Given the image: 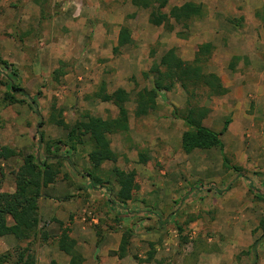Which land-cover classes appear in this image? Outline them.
<instances>
[{"label": "rangeland", "instance_id": "rangeland-1", "mask_svg": "<svg viewBox=\"0 0 264 264\" xmlns=\"http://www.w3.org/2000/svg\"><path fill=\"white\" fill-rule=\"evenodd\" d=\"M185 1L202 4L203 17L187 28L176 25L168 31L149 24L148 12L136 9L130 0H0V58L16 69V83L36 98L40 114L27 104L7 103L2 85L7 76L0 69V147L10 146L22 157L31 154L42 159L46 144L66 139L65 130L47 122L51 103L63 108L64 118L71 125L84 112L104 118L116 115L111 103L87 97L102 80L108 92L122 87L130 93L126 106L131 129L126 139L133 148L129 147L128 154L118 158L124 150L119 137H110L129 129L108 136L116 155L114 162H98L90 156L89 145H79L75 151L63 146L59 152L66 159L57 178L64 180L66 190L58 199H72L77 194L86 199L87 193H75L74 185H82L90 173L93 177L88 178L89 186L92 182L100 185L93 188L91 199L120 205L113 199L118 189L113 171H134L136 188L121 210L115 205L104 210L97 203L94 208L85 205L80 212L96 235V246L105 232L119 233L121 238L123 230H131L127 255L119 259L113 254L115 250H109L98 264H264V98L256 100L245 94L247 115L253 118V125L225 133L222 152L210 148L185 153L171 135L186 129L182 120L172 117V109L189 104L211 106L206 126L220 129L229 115L217 97L206 99L202 91L188 93L176 82L170 91H160L154 111L143 117L133 114L135 93L152 86V76L145 78L142 73L169 48H174L181 59L191 61L199 46L212 44L205 69L229 80L234 70L228 64L237 47L248 44L243 50L249 52V46H257L253 42L264 40V0H168V6ZM123 24L130 28L133 42L115 53ZM228 47V51H222ZM249 54L264 59L262 48ZM60 61L66 74L55 82L52 72ZM174 120L181 121L182 127L170 123ZM39 121L43 122L40 128ZM165 129L170 130L169 135L162 133ZM39 130L42 140H38ZM129 136L137 143L131 144ZM222 153L239 168L238 172ZM141 156L144 163L139 162ZM22 157L0 161V191L13 186L12 173ZM81 160L88 167L79 165ZM247 180L259 196L249 190ZM46 225L40 220L30 245L35 264L52 260L43 258L37 250L38 242L49 241L43 229ZM2 238L0 254L11 253L10 260L2 264H15L19 248L27 241L15 239V246L4 250ZM257 239L254 252L252 244ZM50 245L58 250L56 240ZM111 257L117 258L116 263Z\"/></svg>", "mask_w": 264, "mask_h": 264}, {"label": "trees", "instance_id": "trees-1", "mask_svg": "<svg viewBox=\"0 0 264 264\" xmlns=\"http://www.w3.org/2000/svg\"><path fill=\"white\" fill-rule=\"evenodd\" d=\"M130 2L136 9L148 12L147 20L149 24L155 27H164L168 31H172L176 25L187 28L189 23L202 18L204 15L203 5L194 1H185L180 5L170 7L168 6V0H130ZM132 42L131 30L128 25L123 24L119 29L117 44L113 51L116 53L120 48ZM211 49L213 47L210 43L199 46L191 61L181 59L174 48L166 50L158 62H154L148 71L142 73L145 78L152 76V86L149 88L144 87L135 93L133 99L134 116L143 117L154 111L160 91H170L176 82L188 93L202 91L206 99L225 94L227 88L222 84L220 77L205 69L206 57L210 54ZM59 64L60 66L52 72L55 82H59L60 78L66 74L64 62L60 61ZM0 69L7 76V81L2 82L6 89L7 103L27 104L34 113L40 116L36 98L29 96L16 83V69L1 58ZM87 97L100 102L111 103L117 109L116 115L103 119L84 112L79 119L69 125L65 121L63 108L53 102L49 108L47 122L66 131L64 141L58 140L46 144L42 159L31 154L22 157L20 151L10 146L0 147V161L22 157V163L12 173L14 190L10 192L0 191V237L11 235L19 242L27 241L26 246L19 248L15 264H35L30 245L32 244V238L34 239L37 234L40 222L38 200L41 197V188L55 182L61 172L62 162L66 159V155L61 156L59 154L61 148L64 146L67 147L68 151H75L79 145H89L91 148L90 156L92 155L98 162H114L116 160V155L110 148L108 136L128 131L129 111L126 104L130 101V93L122 87L108 92L106 83L102 80L98 88ZM209 111V107L200 104H189L184 108L172 109V117L182 120L186 126L180 137V146L185 153L195 149L210 148H217L222 152L221 135L227 129L230 120L225 119L222 129L219 132L214 131L203 123ZM42 124L43 122L39 121L38 128ZM42 136L43 134L39 130L38 140H42ZM222 156L230 164L229 159L223 153ZM145 161L142 156L139 158L140 163ZM230 167L235 172L239 171L236 165L230 164ZM113 172L112 177L118 187L113 199L123 205L131 199L132 191L136 188L134 171L125 172L114 169ZM86 176L88 178L93 177L90 173H87ZM95 179L99 183L100 179L97 177ZM109 181V179L105 180V182ZM247 185L254 195L259 194L250 180H247ZM99 186L92 182L93 188ZM9 220L11 223H9ZM260 225L263 226V222ZM98 234L99 232H97V236ZM131 235L129 229L122 231L117 250L113 252L117 258L121 259L127 255ZM261 237H264V230ZM257 241L258 239L252 244L254 252ZM56 244L58 250L69 257L67 264L83 263L84 258L75 250L76 241L70 237L67 227L61 228L56 238ZM10 258L11 253L9 252L0 254V264L8 262ZM49 264H56V262L51 260Z\"/></svg>", "mask_w": 264, "mask_h": 264}, {"label": "crops", "instance_id": "crops-1", "mask_svg": "<svg viewBox=\"0 0 264 264\" xmlns=\"http://www.w3.org/2000/svg\"><path fill=\"white\" fill-rule=\"evenodd\" d=\"M252 44H256L257 46L255 45L249 46V52L244 51L245 47L248 44L245 45L244 43H242V45H239V47H237L236 51L234 52V55L231 58V61L228 64L229 68L231 69L233 68L234 70L233 73L230 72V74L232 75L229 76V80L223 79L221 77V74H218L216 71L211 70V72L215 73L218 77H220L222 84L227 88V92L225 94L220 96H215L221 99L220 101L223 102L221 107L229 115L225 117L224 120L225 119L230 120L227 125L228 128L221 135L223 144L224 143L226 144L224 140V135L225 133H228L230 129L243 128L248 126L249 124L253 125L254 122L253 118L247 115L249 104L247 103V98L245 99V94L246 93L249 94L253 99L256 100L260 99V97L264 98V59L262 58L259 59V57H253L249 54L250 52H255L256 50L258 51L260 48H262L263 50L264 40L253 42ZM229 49L230 48L228 47L222 51H228ZM223 57L227 58L228 55ZM249 92H251L252 94H250ZM206 106L210 108V111L203 120L205 126L208 125L206 121L208 120L209 114L211 112V106L208 105ZM174 122L177 123V126L179 123H181V121L179 120H174L170 123H174ZM179 125L182 127V124ZM222 127L220 129H218L217 127H209V128L211 129L215 128L217 132H219L222 129ZM130 129H131V125L129 126V131L127 133L114 134L110 137V138H113L114 136L119 137L120 146L124 150L123 152L117 154L118 158H121L125 153L128 154V152H130L129 147H131V145L128 144V141L130 140L126 139L127 134L129 133L130 135ZM171 129L173 133V127ZM183 130L184 129H182V131ZM168 132H170V130L165 129V133L164 132L162 133L165 135H169ZM180 134L181 132H179L178 130H176L174 134H171V135H175L177 144L180 143ZM129 138L131 139V144L137 143V140H133V138H131L130 136ZM236 144L238 145L239 142L236 141ZM163 146L164 147L167 146V148L169 147L168 145H163ZM238 146H240V144ZM78 148L80 149V147ZM173 160L175 161V165L179 163L176 159V156L173 158ZM84 163L85 162L83 160L79 161V165L84 166L87 162L85 164ZM86 167H88V164H86ZM143 169L145 171L147 170L145 168ZM58 181L59 180L57 178L55 182L48 184L46 187L41 188V197L38 200V212H39L40 220L43 219L45 220V222H47V225L43 229L49 235V238L47 239L49 241L43 244L38 242L37 250L38 251L40 250V252L43 255V258H51L56 262V264H67L69 257L63 252L59 250H55L52 247V245H50V243H55V240L58 235L57 233L60 232L61 228L67 227L69 229L70 237L76 241L75 250L79 252L84 258L83 264H98L99 262H103L101 261L102 255L106 257L107 252L109 250L114 251L117 249L120 240V234L116 232H107V233L105 232L103 233V236L99 241V245L96 246V241H97L96 235L93 232V229L89 227L90 225L89 222H85L83 220L84 218L83 216H81L80 212L84 210L85 205L87 206L91 205L94 208L93 204L94 205L99 204L98 206L103 208L104 210L109 208H115L112 205H115L117 210H121L123 208L122 205L121 204L118 205L115 202L114 204L112 202L110 204L108 201L102 200V198H99L97 200L95 199L92 200L91 198L95 191L93 187L89 186L88 178L84 179L82 185H77V184L74 185L75 193H80V192L87 193L86 199L83 198V196L79 197L80 195L78 194L76 197L72 199H67L65 197L64 199H58L63 195V194L60 195V193L66 190L63 186L65 183L64 180L61 182L59 181V183ZM13 190H14V184L11 188L9 187V190H4V188H1V191L10 192ZM123 215L125 216V214ZM125 217H127V215ZM93 222H96V220L94 219ZM54 230H57V232L56 231L54 232ZM2 239H3L2 241H3L4 250L12 248L16 244L15 238L11 235L4 236ZM97 251H99L100 253L97 254ZM97 258H99L100 261H97ZM116 261L117 258L111 257V262L116 263ZM47 263L40 262L39 264H47Z\"/></svg>", "mask_w": 264, "mask_h": 264}]
</instances>
